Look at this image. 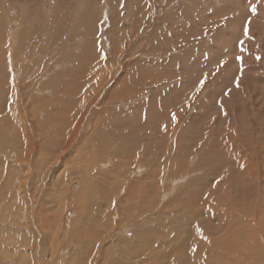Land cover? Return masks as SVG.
<instances>
[{
	"label": "rangeland",
	"instance_id": "rangeland-1",
	"mask_svg": "<svg viewBox=\"0 0 264 264\" xmlns=\"http://www.w3.org/2000/svg\"><path fill=\"white\" fill-rule=\"evenodd\" d=\"M0 54V264H264V0H0Z\"/></svg>",
	"mask_w": 264,
	"mask_h": 264
},
{
	"label": "snow or ice",
	"instance_id": "snow-or-ice-1",
	"mask_svg": "<svg viewBox=\"0 0 264 264\" xmlns=\"http://www.w3.org/2000/svg\"><path fill=\"white\" fill-rule=\"evenodd\" d=\"M250 11H251L252 13H255V12H256V4L253 3V4L250 5ZM248 34H249V28H248L247 25H245V27H244V35H245V36H248ZM249 38H251V37H249ZM241 43H243V42L241 41ZM236 59H237V60H242L243 58L240 57V56H238V57H236ZM257 59H259V57H257ZM224 63H225V61H223V60L220 61V67H222V66L224 65ZM217 70H219V68H218ZM206 80H207V74H205V76L199 81V86H198V88H197V91H199L200 88H203V86L205 85ZM238 86H239V85L237 84V87H238ZM172 120H173V121L176 120V115H175V113L172 114ZM197 232L201 233V235L203 234V233H202V230H201L199 227H197ZM205 239H206V237H205Z\"/></svg>",
	"mask_w": 264,
	"mask_h": 264
},
{
	"label": "bare ground",
	"instance_id": "bare-ground-1",
	"mask_svg": "<svg viewBox=\"0 0 264 264\" xmlns=\"http://www.w3.org/2000/svg\"><path fill=\"white\" fill-rule=\"evenodd\" d=\"M22 21V20H21ZM1 55V54H0ZM6 93V92H5ZM3 124V123H2ZM117 170V169H116ZM233 185V184H232ZM200 212V211H199Z\"/></svg>",
	"mask_w": 264,
	"mask_h": 264
}]
</instances>
